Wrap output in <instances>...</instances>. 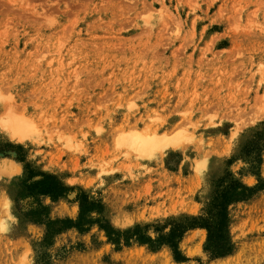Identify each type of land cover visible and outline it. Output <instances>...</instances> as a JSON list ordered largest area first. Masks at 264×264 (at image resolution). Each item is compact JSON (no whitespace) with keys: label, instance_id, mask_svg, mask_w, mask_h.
I'll return each mask as SVG.
<instances>
[{"label":"rangeland","instance_id":"obj_1","mask_svg":"<svg viewBox=\"0 0 264 264\" xmlns=\"http://www.w3.org/2000/svg\"><path fill=\"white\" fill-rule=\"evenodd\" d=\"M26 165L72 187L41 197L51 218L77 219L83 191L153 237L201 216L228 175L264 182V0H0V264H264V190L230 205L224 257L203 227L182 237L186 261L98 225L43 247L17 199Z\"/></svg>","mask_w":264,"mask_h":264},{"label":"trees","instance_id":"obj_2","mask_svg":"<svg viewBox=\"0 0 264 264\" xmlns=\"http://www.w3.org/2000/svg\"><path fill=\"white\" fill-rule=\"evenodd\" d=\"M26 174L20 182V190L17 199H31L30 208L25 216L34 223L44 224L46 233L41 242V246L46 247L53 242L54 237L71 228H76L80 232L88 231L93 225L106 232L108 240L120 247L122 244L130 246L132 242L141 245H148L150 250L158 251L163 246H169L176 261H186L182 255L179 244L184 234L191 228L203 227L207 230V242L205 250L211 256L224 257L233 252L234 242L229 230V207L233 203L245 201L253 197L257 192L264 190V182L260 181L254 187L244 184L239 179L228 175L223 181L226 185L218 187L215 192L214 201L209 203L201 216L185 217L184 220L170 222L168 232H159L155 237L148 234V231L136 225L125 230L116 229L111 226L103 216L104 205L98 201H92L82 191L76 197L79 202L80 212L77 219L70 217L51 218L49 207L44 205L41 197H50L52 201H57L66 197L72 190L55 174L47 172H36L29 165L25 166ZM41 176L38 180H33L34 176ZM95 213V214H94ZM42 262L48 263L45 251L41 252Z\"/></svg>","mask_w":264,"mask_h":264},{"label":"bare ground","instance_id":"obj_3","mask_svg":"<svg viewBox=\"0 0 264 264\" xmlns=\"http://www.w3.org/2000/svg\"><path fill=\"white\" fill-rule=\"evenodd\" d=\"M14 128V129H13ZM11 130L13 131V135L16 137H23V131L21 127L15 126ZM134 145L137 147L138 150L145 152L150 151L151 149H154L158 147L159 145H162L166 143L165 139L158 138V137H152V138H143V137H136L134 138Z\"/></svg>","mask_w":264,"mask_h":264}]
</instances>
